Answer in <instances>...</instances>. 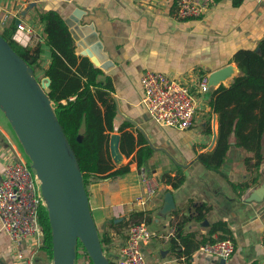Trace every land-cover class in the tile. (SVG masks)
<instances>
[{"label":"crops","instance_id":"0c3cea01","mask_svg":"<svg viewBox=\"0 0 264 264\" xmlns=\"http://www.w3.org/2000/svg\"><path fill=\"white\" fill-rule=\"evenodd\" d=\"M40 9L58 10L75 38L77 53L89 55L111 76L118 107L115 128L127 121L129 130L136 136H144L154 148L147 166L171 175L180 167L186 174L185 182L172 189L164 181L165 174L152 173L159 179V187L148 203L141 206L137 199L145 193L144 172L134 159L135 151L129 157L124 155L122 161V164L130 162L129 172L93 180L88 185L97 226L100 228L102 222L111 231L114 237L111 249L118 246L116 258L112 259L117 261L124 241L112 223L128 218L132 212L144 211L153 218L154 232L143 248L147 264H183L170 249L173 225L178 219L174 210H179V216H193L196 206L208 202L211 208L205 218H192L185 230L205 234L210 223L225 220L235 251L224 259L197 249L192 254V263L264 264V161L259 183L239 194L230 181L250 178L244 163V157L249 155L245 149L233 145L221 172L207 169L197 157L198 153L213 148L214 132L218 131L217 114L210 112L208 96L220 84L229 85L241 73L233 59L235 51L256 48L264 36V0H212L200 17L188 19L177 16L176 0H0V28L15 21L14 38L27 45L33 40L28 27L38 36L43 34V25L36 16ZM50 62V49L44 45L42 68ZM148 69L191 84L203 73L218 71L220 79L209 92L198 95V109L191 127L180 129L156 122L142 102L141 76ZM38 72L43 74V69ZM2 114L0 110V177L10 151L17 150L26 159L17 136ZM209 118L211 131L208 132ZM168 192L173 196V206L163 211ZM11 251L10 239L0 224V264H15ZM39 264L49 263L44 260Z\"/></svg>","mask_w":264,"mask_h":264},{"label":"trees","instance_id":"16d2710c","mask_svg":"<svg viewBox=\"0 0 264 264\" xmlns=\"http://www.w3.org/2000/svg\"><path fill=\"white\" fill-rule=\"evenodd\" d=\"M36 16L43 25V34L27 45L20 44L14 38L17 27L15 21L3 29L0 28V32L34 72L43 69L42 78H50L46 91L76 154L87 193V187L93 180L115 178L130 171V162L117 165L113 160L110 151L113 132H120L121 152L129 157L136 151L134 159L138 168H146L154 148L147 143L144 136H136L128 129L129 122L123 121L115 128L118 107L113 97L115 87L111 76L95 64L89 55L77 53L75 38L58 10L40 9L36 11ZM44 45L49 47L51 54V62L46 68H42L40 63ZM233 59L241 73L229 85L220 84L207 100L210 112L216 113L218 119L215 145L210 150L198 153L197 157L207 169L221 172L233 145L245 149L249 155L244 157V163L250 172V178L239 182L230 181L232 187L241 194L248 187L259 183L264 161V36L256 48L236 50ZM206 131H211V118L207 121ZM185 180L186 174L180 167L174 175L166 173L164 179L172 189L179 188ZM210 208L211 204L203 202L192 211L193 216H179V210H174L178 219L173 225L170 249L182 259L183 264H193L192 254L202 244L226 238L231 233L225 220L210 223L205 234L185 230L187 222L192 218L203 220ZM148 215L144 211H136L128 218L112 223L124 238L121 245L128 237L124 230L129 219L145 221L148 224L153 219ZM38 217L44 230L43 244L36 256L39 264L44 260L52 261V232L45 205L40 207ZM99 235L107 256L112 264H116L109 256V250L114 243L111 231L105 229L99 231ZM79 257L83 258V262L93 264L80 241L77 246L78 260Z\"/></svg>","mask_w":264,"mask_h":264},{"label":"water","instance_id":"95a60500","mask_svg":"<svg viewBox=\"0 0 264 264\" xmlns=\"http://www.w3.org/2000/svg\"><path fill=\"white\" fill-rule=\"evenodd\" d=\"M218 73L209 74L210 88L218 83ZM49 84L48 76L38 80L0 32V110L40 180L52 232V264H75L79 241L93 264H112L101 243L83 172L46 91ZM216 138L214 132L213 143ZM119 144L120 134L113 132L110 151L117 165L124 158ZM165 201L163 211H168L173 206L170 192Z\"/></svg>","mask_w":264,"mask_h":264},{"label":"built area","instance_id":"2783aa9c","mask_svg":"<svg viewBox=\"0 0 264 264\" xmlns=\"http://www.w3.org/2000/svg\"><path fill=\"white\" fill-rule=\"evenodd\" d=\"M211 2L176 0L177 16L181 19L200 17ZM23 27L26 28L25 25ZM27 29L33 39L38 37L30 27ZM141 84L144 91L142 102L152 118L161 125L180 129L191 127L198 109V95L211 90L209 74L206 73L200 74L191 84L167 73L148 69L141 76ZM14 154L16 156L12 158ZM142 180L145 193L137 202L144 206L156 194L159 179L152 173L144 172ZM42 205H45V200L34 168L17 150L10 151L0 177V224L10 239L15 264H38L36 256L44 240V230L38 217ZM153 236L154 232L145 221L131 220L128 237L120 247L116 264H147L143 248ZM199 250L228 259L235 251V243L228 236L206 242Z\"/></svg>","mask_w":264,"mask_h":264},{"label":"rangeland","instance_id":"374dc122","mask_svg":"<svg viewBox=\"0 0 264 264\" xmlns=\"http://www.w3.org/2000/svg\"><path fill=\"white\" fill-rule=\"evenodd\" d=\"M38 73V74H37ZM36 73V76H37V78H38V80L39 81H41L42 80V74L40 75L39 73L40 72H37ZM39 78H41V79H39ZM4 114V113H3ZM3 114H2V117H3ZM20 143V142H19ZM20 146H21V144H20ZM21 148H22V146H21ZM22 150H23V148H22ZM24 157L26 158V160L30 163V159H29V156L24 152ZM141 172H148V173H155V174H157V175H159V176H163L164 174H165V171L164 170H157V168L155 167V166H152V167H146V168H143V169H139ZM89 186H90V184H89ZM132 220V219H131ZM130 219H129V222H128V226H129V223H130V221H131ZM101 224V226H100V228H99V231H103V230H105V227L102 225V222L100 223ZM128 226L125 228V230H124V232H127L128 231ZM148 226H149V228L153 231V228H152V224H151V222L150 223H148ZM82 248L80 247V249L79 250H81ZM117 249H118V246H116V247H114L113 249H110L109 250V256L112 258V257H114V255L117 253ZM106 252V251H105ZM114 258H116V257H114ZM51 262L52 261H49L48 260V263L49 264H51ZM85 262V264H89L87 261H84ZM84 262H83V258L82 257H79V260L77 259V257H76V262H75V264H84Z\"/></svg>","mask_w":264,"mask_h":264}]
</instances>
